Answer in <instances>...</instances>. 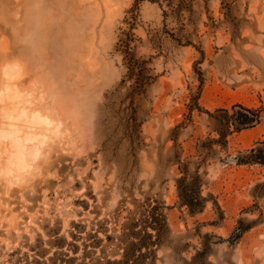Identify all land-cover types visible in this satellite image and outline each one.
Masks as SVG:
<instances>
[{
    "label": "rangeland",
    "instance_id": "obj_1",
    "mask_svg": "<svg viewBox=\"0 0 264 264\" xmlns=\"http://www.w3.org/2000/svg\"><path fill=\"white\" fill-rule=\"evenodd\" d=\"M135 3L141 94L121 43ZM235 103L264 106V0H0V264H126L149 198L172 231L152 264H264V160L238 162L264 159V119L208 149L203 211L178 194V159L193 171L219 136L207 111Z\"/></svg>",
    "mask_w": 264,
    "mask_h": 264
},
{
    "label": "trees",
    "instance_id": "obj_2",
    "mask_svg": "<svg viewBox=\"0 0 264 264\" xmlns=\"http://www.w3.org/2000/svg\"><path fill=\"white\" fill-rule=\"evenodd\" d=\"M167 1L171 4L173 0ZM128 12H131V15L126 18V22L129 26L128 29H124L123 31L125 36L121 38V43L126 52L125 58L129 66L130 75L131 77L136 76L137 79L134 86V93L141 94L145 91L146 87L155 80V77L149 73L150 69L147 66V61L138 57L133 49V43L136 40L134 29L137 27L139 14L138 4L135 3ZM201 52L204 57V51ZM198 73L200 74L202 84L204 80L202 71L199 70ZM190 108L191 110L195 108L202 110V107L198 103V98H195ZM207 112L215 119V131L219 136L202 140L199 148L202 160L197 163L193 171L190 169L189 161L178 159L182 171V175L177 179L178 194L181 205L186 206L191 214L203 211L210 199L208 195L203 193L204 175L201 171L202 163L210 156L208 149H213V146L216 144L226 147L229 135L243 129L252 128L264 119V106L252 107L244 103L233 104L232 110L221 107L213 112ZM177 127H179V125ZM174 139L176 140V137ZM257 150L258 148L256 147L252 148L250 150V155L240 157L238 162L245 163L264 160L262 157L256 155ZM166 209L167 205L163 201L149 198L148 201L143 204L140 216L134 218L129 226H127V224L125 225L127 231L123 239V243L125 244V251L123 254L124 263L152 264V262L148 261V258L156 257V247L161 245L172 232L168 223ZM248 228L249 226H246L244 221L241 220L239 226L232 232L228 240L232 243L236 242Z\"/></svg>",
    "mask_w": 264,
    "mask_h": 264
},
{
    "label": "bare ground",
    "instance_id": "obj_3",
    "mask_svg": "<svg viewBox=\"0 0 264 264\" xmlns=\"http://www.w3.org/2000/svg\"><path fill=\"white\" fill-rule=\"evenodd\" d=\"M10 114H12V113H10ZM19 118H20V117H19ZM9 119H10V118H7L8 121H4V123H5V125L8 126V127L6 126L8 129L10 128L9 130H10L11 134L13 133V135H14L15 132L24 131V128H23V126H22V124H21V123H22L21 121H20L21 123H20V122H15V123H14V120H16V121L19 120L18 118H17L18 120H17V119L12 120V118H11L10 120H12L13 122H12V121H9ZM29 122H30V124L33 123L32 121H29ZM3 128H5V126H4ZM0 130H1V128H0ZM3 130L5 131V129H3ZM3 130H2V131H3ZM2 131H1V133H2ZM7 131H8V130H7ZM26 134H27V132H26ZM2 136H3V135H2ZM5 136H6V135H5ZM5 136H4V137H5ZM7 136H8V137H7ZM7 136H6V137L9 138V135H8V134H7ZM23 136H24V134H23ZM11 137H12V135H11ZM11 137H10V140H11ZM19 138H20V140H22V137L19 136ZM27 138H28V136H26V137L23 138V139L26 140ZM18 140H19V139L16 138V141H17V142H18ZM19 142H20V141H19ZM11 143H12V142H10V144H11ZM18 144H19V143H18ZM18 144H17V147H18V148H22V146L20 147V146H18ZM20 145H21V144H20ZM22 145H23V147H25L24 144H22ZM10 146H11V145H10ZM11 147H12V146H11ZM14 148H15V147H14ZM27 150H28V148H27ZM19 151H20V153H18V154L16 155L17 165H24V164H26V160H27V158H25V156H24V155H25V153H24L25 151H24L23 149H21V150L19 149Z\"/></svg>",
    "mask_w": 264,
    "mask_h": 264
}]
</instances>
